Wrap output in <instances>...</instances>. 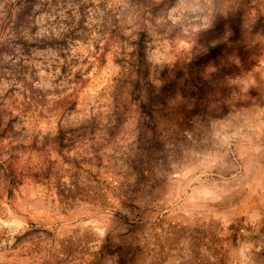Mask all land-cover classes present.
<instances>
[{"label": "rangeland", "instance_id": "obj_1", "mask_svg": "<svg viewBox=\"0 0 264 264\" xmlns=\"http://www.w3.org/2000/svg\"><path fill=\"white\" fill-rule=\"evenodd\" d=\"M0 264H264V0H0Z\"/></svg>", "mask_w": 264, "mask_h": 264}, {"label": "clouds", "instance_id": "obj_2", "mask_svg": "<svg viewBox=\"0 0 264 264\" xmlns=\"http://www.w3.org/2000/svg\"><path fill=\"white\" fill-rule=\"evenodd\" d=\"M97 3H99V0H96ZM214 120H223V117L220 118H213ZM222 127H227V125H222ZM231 136L227 138V140H230ZM217 144L215 145L216 151L213 153H202L197 154V162L192 164L188 170L187 174L192 176L196 175L197 173L201 175L211 174V172L217 168H223L225 166L224 164V157L227 155V152L224 151V149L228 148L230 145L226 140V137L221 134L216 137ZM206 190V189H205Z\"/></svg>", "mask_w": 264, "mask_h": 264}]
</instances>
